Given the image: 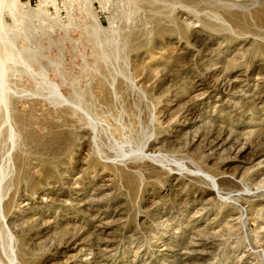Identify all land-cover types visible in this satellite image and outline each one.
I'll use <instances>...</instances> for the list:
<instances>
[{"label": "rangeland", "instance_id": "rangeland-1", "mask_svg": "<svg viewBox=\"0 0 264 264\" xmlns=\"http://www.w3.org/2000/svg\"><path fill=\"white\" fill-rule=\"evenodd\" d=\"M0 58V264H264V0H0Z\"/></svg>", "mask_w": 264, "mask_h": 264}, {"label": "bare ground", "instance_id": "bare-ground-1", "mask_svg": "<svg viewBox=\"0 0 264 264\" xmlns=\"http://www.w3.org/2000/svg\"><path fill=\"white\" fill-rule=\"evenodd\" d=\"M9 45V44H8ZM5 52V51H4ZM0 59H2V58H0Z\"/></svg>", "mask_w": 264, "mask_h": 264}]
</instances>
